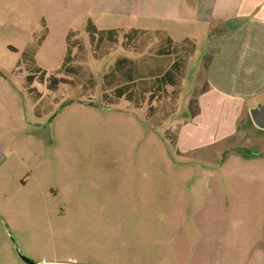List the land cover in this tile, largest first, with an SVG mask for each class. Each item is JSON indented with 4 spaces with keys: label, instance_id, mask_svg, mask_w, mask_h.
Returning <instances> with one entry per match:
<instances>
[{
    "label": "rangeland",
    "instance_id": "1",
    "mask_svg": "<svg viewBox=\"0 0 264 264\" xmlns=\"http://www.w3.org/2000/svg\"><path fill=\"white\" fill-rule=\"evenodd\" d=\"M94 2L0 0V264H264V130L250 116L264 98L210 92L200 28L178 95L167 89L154 111L105 100L149 50L120 37L101 58L88 20L152 30ZM70 31L84 48L80 76L55 91L36 81L34 98L22 52L43 37L36 59L48 77Z\"/></svg>",
    "mask_w": 264,
    "mask_h": 264
},
{
    "label": "crops",
    "instance_id": "2",
    "mask_svg": "<svg viewBox=\"0 0 264 264\" xmlns=\"http://www.w3.org/2000/svg\"><path fill=\"white\" fill-rule=\"evenodd\" d=\"M94 1L102 11L140 15L149 29L166 31L174 42L195 43L203 28L208 36L204 76L210 92L245 104L264 98V0ZM181 140L179 134L177 147Z\"/></svg>",
    "mask_w": 264,
    "mask_h": 264
},
{
    "label": "trees",
    "instance_id": "3",
    "mask_svg": "<svg viewBox=\"0 0 264 264\" xmlns=\"http://www.w3.org/2000/svg\"><path fill=\"white\" fill-rule=\"evenodd\" d=\"M84 32L89 35L92 44L95 45L97 54L103 58L105 53L115 48V44L122 37L126 44L134 47L132 51L147 46V56L143 63L132 62L129 76L126 82L116 86L113 94L106 90L103 92L105 100L117 102L125 99L140 108L145 100L151 103V111H154L153 102L161 97L167 89L171 90V95L176 96L186 74L189 65V58L195 54L196 45L185 40L183 42H174L169 34L164 30L146 31L141 29H98L92 20H88ZM78 31H70L66 37L67 54L63 65L56 70L54 74L47 77L44 71L37 63L36 56L43 43V37L38 39L35 45L28 46L21 55V60L17 63L18 72H22V66L27 71L24 78L25 85L29 93L34 98L40 99L42 94L33 87L38 81L45 84L46 87L55 91L60 84H73L68 77L73 76L75 79L80 76L82 66L78 65L76 56L79 51H83V44L80 43ZM74 51H77L74 54ZM142 50H139L140 52ZM144 52V51H143ZM152 53V54H151ZM100 58V59H101ZM118 63V62H117ZM115 68V67H114ZM111 70L104 76L106 81L115 78V70ZM119 70V69H118ZM61 75V76H60ZM179 134L170 135L171 144L175 147L178 143Z\"/></svg>",
    "mask_w": 264,
    "mask_h": 264
},
{
    "label": "water",
    "instance_id": "4",
    "mask_svg": "<svg viewBox=\"0 0 264 264\" xmlns=\"http://www.w3.org/2000/svg\"><path fill=\"white\" fill-rule=\"evenodd\" d=\"M251 121L258 129L264 130V103L250 110Z\"/></svg>",
    "mask_w": 264,
    "mask_h": 264
}]
</instances>
